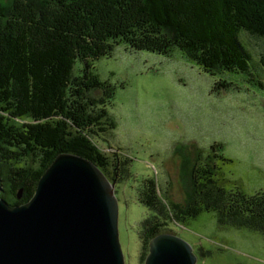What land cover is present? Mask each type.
I'll use <instances>...</instances> for the list:
<instances>
[{"label":"trees","instance_id":"obj_1","mask_svg":"<svg viewBox=\"0 0 264 264\" xmlns=\"http://www.w3.org/2000/svg\"><path fill=\"white\" fill-rule=\"evenodd\" d=\"M22 1L23 8L0 6V196L9 204L29 200L59 153L92 161L116 185L129 175L130 159L109 160L99 145L115 122L93 93L111 87L93 61L109 57L116 46L158 55L178 50L206 74L239 73L264 84V48L257 50L264 44V0ZM230 82L220 79L216 92ZM21 118L26 121L15 126L13 120ZM221 150L215 142L209 155L225 161ZM219 169L216 162L212 169L195 163L183 203L170 199L153 177L140 180L136 199L149 213L140 223L139 264L151 237L172 232L170 223H185L202 211L219 213L224 222L231 215L239 228L256 223L261 230L264 210L254 211L252 203L261 193L225 191ZM246 201L249 208L241 209ZM239 210L246 219L233 218Z\"/></svg>","mask_w":264,"mask_h":264},{"label":"rangeland","instance_id":"obj_2","mask_svg":"<svg viewBox=\"0 0 264 264\" xmlns=\"http://www.w3.org/2000/svg\"><path fill=\"white\" fill-rule=\"evenodd\" d=\"M15 4L24 5L22 0H0L6 8ZM257 45L263 50L264 44ZM177 51L158 55L119 45L109 57L93 61L100 78L111 84L93 93L115 122L99 145L109 160L130 159L124 181L116 185L109 180L118 200L119 240L128 264L140 263V223L149 213L136 199L143 177H153L170 199L183 203L191 167L197 163L212 169L216 162L225 191L261 193L264 198V84L247 82L239 73L206 74ZM222 78L231 82L216 92L215 83ZM23 121L13 123L20 127ZM215 142L227 160L209 155ZM263 198L252 202L254 211L257 206L264 210ZM245 207L249 201L241 204ZM239 212L233 218L246 219ZM218 215L202 211L185 223H170L169 233L190 243L197 264H264V222L259 223L261 230L249 222L239 228L231 215L226 222Z\"/></svg>","mask_w":264,"mask_h":264},{"label":"water","instance_id":"obj_3","mask_svg":"<svg viewBox=\"0 0 264 264\" xmlns=\"http://www.w3.org/2000/svg\"><path fill=\"white\" fill-rule=\"evenodd\" d=\"M196 260L190 243L162 232L150 238L143 264ZM0 264H128L114 184L92 161L57 154L28 201L9 204L0 197Z\"/></svg>","mask_w":264,"mask_h":264}]
</instances>
